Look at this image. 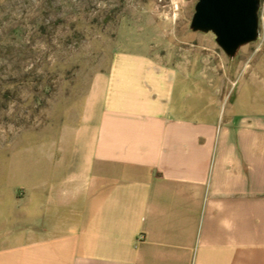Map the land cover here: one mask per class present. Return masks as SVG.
Returning a JSON list of instances; mask_svg holds the SVG:
<instances>
[{
	"label": "crops",
	"instance_id": "0c3cea01",
	"mask_svg": "<svg viewBox=\"0 0 264 264\" xmlns=\"http://www.w3.org/2000/svg\"><path fill=\"white\" fill-rule=\"evenodd\" d=\"M189 37L208 43L186 62L145 40L113 50L42 131L0 195V264H264L257 48L235 60Z\"/></svg>",
	"mask_w": 264,
	"mask_h": 264
},
{
	"label": "rangeland",
	"instance_id": "374dc122",
	"mask_svg": "<svg viewBox=\"0 0 264 264\" xmlns=\"http://www.w3.org/2000/svg\"><path fill=\"white\" fill-rule=\"evenodd\" d=\"M196 3L0 0V195L26 182L42 131L78 111L113 50L145 40L175 63L199 56L190 51L208 42L189 37ZM258 14V40L234 58L257 48L254 80L264 90V0Z\"/></svg>",
	"mask_w": 264,
	"mask_h": 264
},
{
	"label": "water",
	"instance_id": "95a60500",
	"mask_svg": "<svg viewBox=\"0 0 264 264\" xmlns=\"http://www.w3.org/2000/svg\"><path fill=\"white\" fill-rule=\"evenodd\" d=\"M260 0H197L190 28L211 33L228 58L259 38Z\"/></svg>",
	"mask_w": 264,
	"mask_h": 264
}]
</instances>
